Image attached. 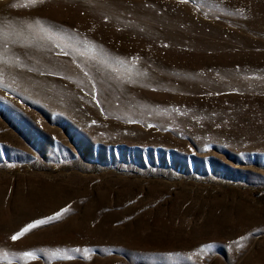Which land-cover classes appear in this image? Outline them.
<instances>
[{"label": "rangeland", "instance_id": "1", "mask_svg": "<svg viewBox=\"0 0 264 264\" xmlns=\"http://www.w3.org/2000/svg\"><path fill=\"white\" fill-rule=\"evenodd\" d=\"M0 70V264H264V0H0Z\"/></svg>", "mask_w": 264, "mask_h": 264}, {"label": "snow or ice", "instance_id": "2", "mask_svg": "<svg viewBox=\"0 0 264 264\" xmlns=\"http://www.w3.org/2000/svg\"><path fill=\"white\" fill-rule=\"evenodd\" d=\"M43 2H44V0H27V3H28V4H31V5H35V4H37V3H43ZM37 23H39V22L37 21ZM0 71H2V70H0ZM62 211H63V212H66L67 209H63ZM60 214H61V213H56L54 217H47V218H45V219L37 220V221H35V222H33V223L27 225L25 228H23V229L21 230V232H19V233L13 235V236L11 237V239H12L13 241L17 240L20 236H22L24 233L28 232L30 229L35 228V227L38 226V225H41V224H44V223L50 222V221L54 220V219H55L57 216H59ZM209 247H210V246H209ZM24 255H25V256H31L32 254H31V253H25Z\"/></svg>", "mask_w": 264, "mask_h": 264}]
</instances>
